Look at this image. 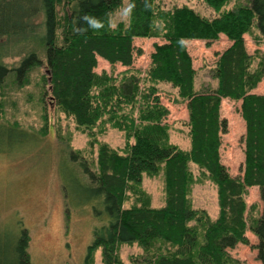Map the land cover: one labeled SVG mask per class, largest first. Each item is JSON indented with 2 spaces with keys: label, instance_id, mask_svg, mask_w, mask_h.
Here are the masks:
<instances>
[{
  "label": "trees",
  "instance_id": "16d2710c",
  "mask_svg": "<svg viewBox=\"0 0 264 264\" xmlns=\"http://www.w3.org/2000/svg\"><path fill=\"white\" fill-rule=\"evenodd\" d=\"M230 1L203 0L209 8L221 11L208 18L188 6L165 10L156 0L146 11L142 0H135L131 27L121 24L117 31L105 27L79 35L73 29L80 16L88 13L106 19L105 13L116 9L121 0H0V87L20 90L32 86L30 92L39 103L43 121L38 133H47L48 99L76 128L88 133L89 145L96 152L94 158L85 159L82 153L69 151L83 175L77 185L78 203L70 205L90 207L99 223L84 264H89L91 254L99 248L103 264H122L118 248L124 244H136L143 250V264H239L228 251L247 244L244 197L253 187L259 189L262 208L250 232L257 239L256 260L264 264V94L254 93L264 80V55L255 65L244 40L253 30L264 38V0H245L223 10ZM154 20L162 21L163 27L154 28ZM222 35L230 46L216 55L209 70L214 84L198 89L187 47L182 50L177 42L184 37L210 43ZM143 38L162 41L154 43L144 72L127 71L117 80L96 73L98 59L131 68L134 40ZM33 39L43 49L42 60L34 52L25 55L24 50L15 69L3 63L12 53L9 46ZM34 75L38 76L36 82L32 81ZM160 85L175 89L186 104V150L169 143L165 123L169 112L161 104ZM4 96L1 88V111ZM227 99L240 103L245 130L242 174L237 177L228 173L220 157L227 128L220 106ZM109 128L123 132L122 148L98 140ZM4 134L40 140L36 133L0 123V136ZM192 165L199 171V180H209L216 188L219 212L215 219L191 206ZM159 174L164 185L163 206L133 204L126 208L130 194L141 193L144 175ZM63 187L68 201L73 190ZM5 237L12 254L5 259L0 254V264H29L27 233L12 232ZM158 243L170 246L171 251H152Z\"/></svg>",
  "mask_w": 264,
  "mask_h": 264
},
{
  "label": "rangeland",
  "instance_id": "374dc122",
  "mask_svg": "<svg viewBox=\"0 0 264 264\" xmlns=\"http://www.w3.org/2000/svg\"><path fill=\"white\" fill-rule=\"evenodd\" d=\"M156 1L165 10L188 6L201 16L208 18L217 17L221 12L209 8L203 0ZM238 2L243 3L245 0H231L223 10L233 7ZM244 40L246 50L254 58L253 62L256 65L261 55H264V38L253 30L244 35ZM161 42L155 39H136L133 43L136 54L131 68L120 65L111 66L98 59L95 71L97 74L104 72L109 77L116 78L115 80L127 71L144 72L150 64L154 43ZM19 43L17 42L16 47L9 46L12 53L9 58L3 60L10 69L18 66L24 50L25 55L34 52L42 60L43 49L34 39ZM229 44L230 42L223 35L219 40L210 43L203 40L188 41L187 50L192 59L193 68L197 72L198 89L212 87L214 82L209 70L216 61V55L222 53ZM3 49L8 51V47ZM137 51H141V54ZM39 71L41 73L42 69L40 68ZM32 78L34 79L35 75ZM36 80L38 76L32 81L36 82ZM1 88L5 93V109L0 110V123L36 133V137L40 139L35 141L22 134H11V137L5 136L7 134L0 136L1 257L5 259L8 254H12L5 234L12 232L18 234L25 231L29 239L27 248L29 264H84L87 248L94 240V232L98 229L99 223L94 220L90 207L76 208L70 205L78 203L77 185L80 184L83 175L82 170L72 163L69 151L80 152L85 159L94 158L96 152L89 145L88 133L76 128L71 118L55 109L47 99L45 103L48 116L47 133L39 134L43 121L39 103L30 92L33 91L32 86L20 90H14L16 86L2 85L0 90ZM262 89H264L263 80L254 92L260 94ZM159 91L161 104L169 112L165 120L168 125L169 143L186 150L189 147L186 104L179 100L176 90L169 85H160ZM27 92L28 94H25ZM239 104L227 99L222 100L220 106V116L227 124L220 147L221 163L233 177L241 176L244 162L245 130L239 113ZM98 136H100L99 141L115 149L122 148L125 143L123 132L116 129L109 128L103 135ZM191 170L194 176V184L189 195L191 206L194 209L205 210L211 218L215 219L219 212L216 188L209 180L198 179L199 171L196 166L192 165ZM65 185L73 190L72 198L70 197L68 201L63 187ZM163 188L160 174L154 177L144 175L140 187L141 193L137 190L133 191L125 207L129 208L137 204L159 208L163 206ZM244 199L247 208V227H249L245 235L247 244H238L228 253L239 264H260L256 260L257 239L250 232V226L254 224L262 208L259 189L248 188ZM152 251L160 253L164 251L168 254L171 247L158 243ZM118 252V258L122 264H143V250L136 244L121 245ZM89 264H103L100 248L91 254Z\"/></svg>",
  "mask_w": 264,
  "mask_h": 264
},
{
  "label": "clouds",
  "instance_id": "9594fccd",
  "mask_svg": "<svg viewBox=\"0 0 264 264\" xmlns=\"http://www.w3.org/2000/svg\"><path fill=\"white\" fill-rule=\"evenodd\" d=\"M142 4L146 11L151 10L153 7L152 0H142ZM135 8V0H121V3L116 9L105 13L106 19H100L95 15L84 13L76 21V26L74 27L73 31L79 35H84L89 30L99 32L105 27L111 31H117L121 24L125 27H131V20ZM153 27L156 29H161L163 27V22L154 20ZM177 43L183 50L188 45V38L181 37Z\"/></svg>",
  "mask_w": 264,
  "mask_h": 264
},
{
  "label": "crops",
  "instance_id": "0c3cea01",
  "mask_svg": "<svg viewBox=\"0 0 264 264\" xmlns=\"http://www.w3.org/2000/svg\"><path fill=\"white\" fill-rule=\"evenodd\" d=\"M230 46V44L228 45V47ZM227 47V48H228ZM263 86H264V80H263ZM254 93H256V91L254 92ZM258 94V93H257ZM260 94H264V89H262V92H260Z\"/></svg>",
  "mask_w": 264,
  "mask_h": 264
}]
</instances>
